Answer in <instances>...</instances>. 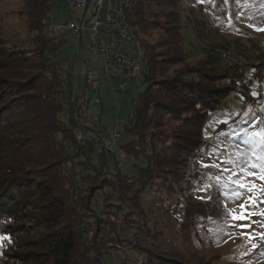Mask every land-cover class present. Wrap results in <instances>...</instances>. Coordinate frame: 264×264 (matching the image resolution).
Masks as SVG:
<instances>
[{"label":"rangeland","instance_id":"rangeland-1","mask_svg":"<svg viewBox=\"0 0 264 264\" xmlns=\"http://www.w3.org/2000/svg\"><path fill=\"white\" fill-rule=\"evenodd\" d=\"M179 1L178 7L172 8L166 4L167 0H149L150 12L158 21L176 10L183 26L193 31V23L197 26L201 22V29H206L210 36L231 42L230 49H235V41L250 50L258 47L261 52L238 48L251 62L231 75L225 70L215 72L209 58L193 50L197 45L195 35L185 32L190 56L170 68L168 75H175V71L198 72L210 89L220 88L230 94L216 102L219 105L208 114L200 138L202 148L187 161H178L175 171L162 173L155 168L149 173L142 171L139 176L121 159L126 166L123 173H130L135 181L138 177L140 181L144 179L143 183L151 184V188L146 193L139 191V210L134 205L136 210L127 214L107 205V199L104 211L108 213L101 220L96 218L88 200L78 201L75 187L64 190L68 188L64 177L71 181L75 178L73 167L68 168L69 173L60 168L45 173L51 168L41 169L37 162L46 147L48 156L62 151L60 144V150L56 148V134L50 130L48 109L52 96L40 89L43 81L56 77L58 72L48 66L41 43L31 44L25 20L19 15L23 0H0V51L5 53L11 67L3 75L4 79L19 82L21 88L17 90L12 85L9 92H3L0 102V109L6 110L0 119L3 149L0 199L5 204L0 217V263L56 264L50 257L53 246L48 236L52 231L65 230L74 233L77 239L72 264H146L151 250L167 257L169 264H264V142L257 135L264 130V0ZM81 15L82 11L71 10L69 0H54L50 21L60 25ZM160 27L165 30V25ZM164 30H150L146 35L156 52ZM90 34L89 30L83 32L82 43L71 33L60 38H65L66 45L57 60L72 76L65 93L67 100L82 98L87 70L99 71L102 67L89 46ZM137 41L138 38L125 45L129 54H137ZM224 50L216 49V56L220 57ZM200 59H205L201 65ZM256 62L262 66L251 67L253 71L249 65ZM97 79L101 82L99 95L97 90L88 88L84 107L104 143L111 140L112 132H122L146 85L141 77H129L125 78L127 90L118 91L116 78L107 80L98 75ZM95 98H99V104L94 103ZM14 100L19 102L13 104ZM158 119V127L144 131L143 139L153 133L154 138L161 136L164 141L166 133L178 129L175 120ZM41 138H46L43 145ZM129 141L126 134L117 141L118 158L123 156L121 147ZM100 150L96 147V154ZM68 157L62 156V161L70 160ZM108 166H113L111 157ZM96 174V178L83 179L93 186L88 187L90 195L107 181L106 173ZM163 176L169 177L168 180L161 181L159 177ZM46 177L56 185V192L65 197L64 214L58 226H48L41 210L26 206L34 193L39 192L37 188L31 186L34 192L20 189L24 178L34 183ZM117 177L121 180L120 175ZM32 201L36 203L34 198ZM78 206L84 215L79 213ZM88 219L91 224L85 223ZM27 256L30 258L25 259Z\"/></svg>","mask_w":264,"mask_h":264},{"label":"trees","instance_id":"trees-1","mask_svg":"<svg viewBox=\"0 0 264 264\" xmlns=\"http://www.w3.org/2000/svg\"><path fill=\"white\" fill-rule=\"evenodd\" d=\"M121 2L126 5V17L132 24L135 36L139 39L140 45H142L143 60L140 77L142 78L143 85H146V89L137 97L134 114L124 123L120 139L126 134L129 136L130 141L121 147L123 156L119 158L116 154L117 147L114 152H109L104 147L96 125L93 124V128L87 126L85 118L87 112L84 105H80L82 98L79 96L75 100L71 98L66 99L65 93L67 87L70 85L72 76L69 71L63 69L62 61L57 60L58 55L66 45V40L65 38L50 39L48 37V31L53 25L50 21V14L54 0H23V4L19 10V15L25 20L27 35H30L29 38L32 40L31 44L33 45L34 42L41 43L40 49H42L44 58L48 60V66L50 65V69L58 72L56 77L43 81L40 89H45L46 93L52 96V106L49 105L50 108L48 109V112H50L49 120L51 121L50 130H52L53 134H56V148L60 150L58 146L60 144L62 151L48 156L46 147L44 149L45 153L40 155L37 162L41 166V169L51 168L45 171V173L52 169H58L57 171H59V168L69 173L68 168L70 166L71 168L73 167L75 178L71 181L69 180L70 178L64 177L66 179L65 183L68 185V188L65 187L64 190H69L70 186L73 189L75 187L76 192L79 193L78 201L83 202V199L88 200L91 210L96 214V218L101 220H105L108 213L104 211L107 199L109 200L107 205L109 204L115 209L119 208L122 214H127L136 209L139 210V191L142 190L143 193H146L151 188L149 186L151 184L147 185L143 183L144 179L140 181L138 177V181H135V179L132 180L133 175L123 173V168L126 166L121 159L126 160L127 167H131L132 172L139 176L140 172L149 173V171L155 168H159L162 173L175 171L178 169V164H176L178 161H187L202 148L200 138L202 127L208 121V114L210 111L216 109H212V107L219 105L216 102L230 94V92L226 93V90L220 88L210 89L205 83L206 81L199 77L198 74L200 73L198 72V74H189L186 71H175V75H168L170 68L181 64L190 56L186 47L185 32L188 33L187 31H190L191 34L195 35L197 45L193 47V50L198 55L209 58L211 70L215 72L225 70L224 73L231 75L235 71L240 72L242 70L241 66L238 65L224 66L221 63V56L217 57L215 54L216 49L226 48L246 57L247 54L238 48L254 53L255 51L253 50L261 52L258 47H253V50H250L249 47L242 46L239 42L235 41H233L235 49H230L229 45L232 47L231 42L226 40L220 41L216 37L210 36V33L206 29H201V22H198L197 26L193 23V27L195 28V31H193L192 28L183 26L180 15H178L176 10L171 12L173 15L165 14L163 18L160 17L157 21L155 16L150 12L149 0H121ZM179 2V0H167L166 4L172 8H176ZM166 18L168 19L167 21H165ZM188 23L190 24V22ZM164 25L165 30L160 27ZM150 30H161L160 32L164 30L162 42L159 43V52H156L151 47L152 44L146 37ZM197 34L200 35L199 38ZM4 55L5 53L0 51V102L4 97L3 92H9L12 85H15L17 90L21 89L19 82L4 79L3 73L11 69L8 65V59H5ZM261 57L262 54L258 55V60ZM204 60L200 59L199 65ZM259 65L262 66V63L256 62L249 66L250 68H256ZM252 70L254 71V69ZM22 88L25 89L24 86ZM18 102L19 100H14L12 103L17 104ZM4 111H6L4 108L0 109V119ZM30 113L27 114V117H30L32 114ZM159 117L175 120L178 122V129H172L170 134L166 133L167 140L164 141L161 140V136L154 138L153 133H149L143 139L142 134L144 131L153 126L158 127L160 122ZM80 131L83 134H87L88 132L94 133L97 140L80 141L78 139V132ZM44 140L46 138L39 140L43 141L42 145L44 144ZM156 142H158V145H155ZM96 147L101 148L99 154H96ZM2 150L0 142V176L3 164ZM62 156H69L70 160L62 161ZM109 157L113 160L112 167L108 166ZM120 167L122 170H120ZM168 167L172 169H168ZM99 172L106 173L107 181H103L104 185L98 187L90 195L88 194V187H91V185H89L88 181L84 182L85 180L83 181V179L96 178V173ZM119 175L121 180L117 177ZM168 178L166 176L159 177L161 181L162 179L167 181ZM30 182L25 180V178L22 179L20 183L21 191L31 190L34 192L33 189H30L31 186H34L39 192L34 193L32 197V199L36 200V203H33L30 198L26 206L41 210V217L47 220L48 226H58L64 214V194L56 192V185L47 177L45 180L42 179L34 183ZM50 182H52L51 185L49 184ZM132 184L134 188H130ZM2 199H0V217L5 210V204ZM79 209V213L84 215V211L78 206ZM85 223L91 224V221L88 219ZM22 229L24 228L22 227ZM48 239H50L53 246L50 251L51 259L56 264H72L77 247L75 234L65 230L52 231ZM20 258L23 262V256H20ZM29 258L28 256L25 257V259ZM147 258L146 264H169L167 257H163L158 252L152 250L148 252Z\"/></svg>","mask_w":264,"mask_h":264},{"label":"built area","instance_id":"built-area-1","mask_svg":"<svg viewBox=\"0 0 264 264\" xmlns=\"http://www.w3.org/2000/svg\"><path fill=\"white\" fill-rule=\"evenodd\" d=\"M72 11L80 10L82 15L73 21L52 25L48 31L50 39L65 37L71 33L80 39L82 43L83 32L90 31V48L97 54L102 63L99 71L86 72V89L80 105L86 106V93L88 88L100 92L101 82L97 76H103L107 80L117 79L118 91H126L127 83L125 78L138 79L142 70L143 50L140 42L137 41V54H129L125 50L131 40H136L134 28L126 17V5L121 0H69ZM251 62L246 56L238 54L232 50H224L221 53V63L224 66H247ZM95 104H99V98H95ZM89 128H93V122L85 115ZM121 133L114 131L111 133V140L104 142V147L109 152H114L116 143L120 139ZM80 141L97 140L92 132L83 134L78 132Z\"/></svg>","mask_w":264,"mask_h":264},{"label":"snow or ice","instance_id":"snow-or-ice-1","mask_svg":"<svg viewBox=\"0 0 264 264\" xmlns=\"http://www.w3.org/2000/svg\"><path fill=\"white\" fill-rule=\"evenodd\" d=\"M257 135H259L261 138V141L264 142V130H262L261 133H258Z\"/></svg>","mask_w":264,"mask_h":264}]
</instances>
